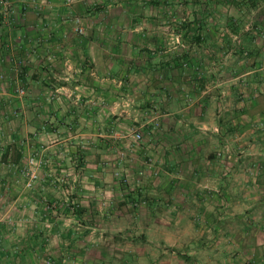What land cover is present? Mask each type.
I'll return each instance as SVG.
<instances>
[{"label":"crops","instance_id":"crops-1","mask_svg":"<svg viewBox=\"0 0 264 264\" xmlns=\"http://www.w3.org/2000/svg\"><path fill=\"white\" fill-rule=\"evenodd\" d=\"M176 1L0 0V264H264V0Z\"/></svg>","mask_w":264,"mask_h":264},{"label":"rangeland","instance_id":"rangeland-1","mask_svg":"<svg viewBox=\"0 0 264 264\" xmlns=\"http://www.w3.org/2000/svg\"><path fill=\"white\" fill-rule=\"evenodd\" d=\"M171 1H173L174 4H177V1L176 2H175V0H171ZM172 16H178V14H172ZM77 20H80V24L77 22ZM75 24H76V28H77L78 25L82 26L83 31H84V27H83L81 18H79V17L76 18L75 19ZM77 33L78 34H82V33H79V32H77ZM20 94L23 95L24 94V90H20ZM137 139L140 140L139 138H137ZM39 167L40 166L38 165V160L34 156L30 157L28 167L22 173V180H23V183H24L25 187H26V182L29 180V175H28L29 173L34 172V174L36 175V178L33 180L32 186L30 188L26 187V189L28 191H31V190L34 189V186L36 185V183L38 182V180L40 178Z\"/></svg>","mask_w":264,"mask_h":264},{"label":"built area","instance_id":"built-area-1","mask_svg":"<svg viewBox=\"0 0 264 264\" xmlns=\"http://www.w3.org/2000/svg\"><path fill=\"white\" fill-rule=\"evenodd\" d=\"M77 22L80 24V20H77ZM76 31L79 33H83V28L82 26H77ZM137 138H141V135H137ZM29 175V180L26 182V187L30 188L32 186V182L33 180L36 178V175L34 174V172H31L28 174Z\"/></svg>","mask_w":264,"mask_h":264}]
</instances>
